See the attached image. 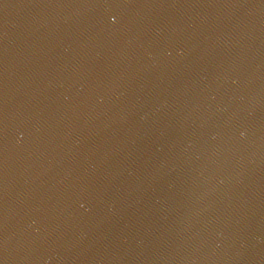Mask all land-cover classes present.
Masks as SVG:
<instances>
[{
	"label": "water",
	"instance_id": "obj_1",
	"mask_svg": "<svg viewBox=\"0 0 264 264\" xmlns=\"http://www.w3.org/2000/svg\"><path fill=\"white\" fill-rule=\"evenodd\" d=\"M0 264H264V0H0Z\"/></svg>",
	"mask_w": 264,
	"mask_h": 264
}]
</instances>
